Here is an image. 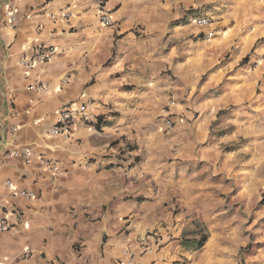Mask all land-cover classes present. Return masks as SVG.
Segmentation results:
<instances>
[{
	"label": "crops",
	"instance_id": "1",
	"mask_svg": "<svg viewBox=\"0 0 264 264\" xmlns=\"http://www.w3.org/2000/svg\"><path fill=\"white\" fill-rule=\"evenodd\" d=\"M263 190L264 0H0V264H122L148 233L136 264H239L251 235L253 264Z\"/></svg>",
	"mask_w": 264,
	"mask_h": 264
},
{
	"label": "built area",
	"instance_id": "2",
	"mask_svg": "<svg viewBox=\"0 0 264 264\" xmlns=\"http://www.w3.org/2000/svg\"><path fill=\"white\" fill-rule=\"evenodd\" d=\"M99 16V22L100 25L103 28H109V29H114L115 24L107 11V9L104 6H101L98 12ZM8 17L9 21L12 27H16L18 25V19L16 17V13L13 10L8 11ZM63 20L68 21L70 18L69 13H63L62 15ZM195 23L200 26L201 28H210L213 24V21L208 18H198L195 20ZM215 35V31L213 30H208L206 35H204L205 39H211ZM57 55V49L54 47H39L35 50L34 55L31 58L28 57H22L20 60V64L25 68V69H33L35 68L38 64H48L55 56ZM67 80H64L63 83H66ZM87 112H88V106H82L79 109H66L61 111L59 118L53 127V129L50 131L51 136L53 137H59V136H66L70 135L72 132V127L74 120L77 117H82L83 118H88L87 117ZM173 122L171 120H166L162 126L163 129L165 130H170L172 127ZM19 153H15V155H18ZM26 156L29 154L28 152L24 153ZM43 165L44 168L51 172L52 174H59L60 169L58 167V163H55L53 161L49 160H43ZM8 186H11L10 183L7 184ZM20 194L25 195L26 192H21ZM31 197H34L33 194H29ZM11 230V225L5 220V219H0V232L1 233H6ZM164 240L165 238L158 234V233H148L145 237H142L138 241V251L136 250H127L124 255L126 258V262L122 264H136V257L138 255H144L148 253H152L153 250L157 246L164 245Z\"/></svg>",
	"mask_w": 264,
	"mask_h": 264
},
{
	"label": "rangeland",
	"instance_id": "3",
	"mask_svg": "<svg viewBox=\"0 0 264 264\" xmlns=\"http://www.w3.org/2000/svg\"><path fill=\"white\" fill-rule=\"evenodd\" d=\"M167 111V113H169V110L168 109H166ZM170 115V114H169ZM167 120H171V119H167ZM166 121V120H165ZM164 121V122H165ZM172 121V120H171ZM164 122H162L161 121V123H159V129L161 130V131H163V132H167V133H169V132H171V130L173 129V127H174V123L172 124V127H171V129L170 130H165V129H163L162 128V126H163V124H164ZM173 122V121H172ZM227 147H228V150H233V149H235V147H237V145L236 144H229V145H227ZM264 191V190H263ZM262 197H263V200H262V203H264V193H263V195H262ZM240 211V210H239ZM241 212V211H240ZM246 235H248V234H246ZM198 240V239H197ZM244 241H245V235H241V239H239V241H238V243H244ZM247 241V244H246V246L243 248V251H242V258H241V260H239V264H248L246 261L249 259V257H251V256H253V252L255 251L254 250V246H255V244H253V242L255 241V237L253 236V235H251L250 236V238L249 239H247L246 240ZM197 245V243L195 242V244H194V246H196ZM257 246V245H256ZM240 256V255H239ZM257 259V258H256ZM255 262H252L253 264H264V251L263 252H261L260 253V255L258 256V259L257 260H254Z\"/></svg>",
	"mask_w": 264,
	"mask_h": 264
},
{
	"label": "trees",
	"instance_id": "4",
	"mask_svg": "<svg viewBox=\"0 0 264 264\" xmlns=\"http://www.w3.org/2000/svg\"><path fill=\"white\" fill-rule=\"evenodd\" d=\"M207 240H208L207 233L206 234L203 233L202 235H200L198 242H197V249L198 250L202 249L205 246Z\"/></svg>",
	"mask_w": 264,
	"mask_h": 264
}]
</instances>
